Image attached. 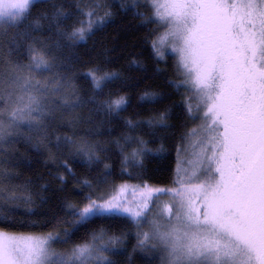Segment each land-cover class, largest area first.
Instances as JSON below:
<instances>
[{"label": "trees", "instance_id": "16d2710c", "mask_svg": "<svg viewBox=\"0 0 264 264\" xmlns=\"http://www.w3.org/2000/svg\"><path fill=\"white\" fill-rule=\"evenodd\" d=\"M93 1L36 0L3 48L19 63L16 43H48L68 85L71 107L43 122V132L33 139L23 137L10 147L9 176L0 184V213L7 219L0 230L58 235L52 245L60 252L102 235V242L111 241L106 252L111 264H165L166 253L156 243H140L150 230L149 215L140 224L126 215L75 223V208L89 197L97 202L109 197L117 184L176 186L179 149L197 124L189 114L176 57L161 59L156 53L154 45L164 29L154 22L147 2L100 0L106 10L103 21L82 42L68 39L83 27ZM89 73L112 78L97 89ZM146 94L155 99H142ZM118 97L126 103L119 110L108 109L107 102ZM162 114L165 122L158 123ZM81 149L91 150L93 158ZM134 152L140 153L138 158Z\"/></svg>", "mask_w": 264, "mask_h": 264}, {"label": "snow or ice", "instance_id": "6c2138e0", "mask_svg": "<svg viewBox=\"0 0 264 264\" xmlns=\"http://www.w3.org/2000/svg\"><path fill=\"white\" fill-rule=\"evenodd\" d=\"M36 0H0V24H17L30 15ZM154 22L167 29L160 43L167 42L178 56L182 83L196 94L197 111L189 114L202 119L201 130L188 134L198 152L192 162L204 169L205 182L191 186L179 178L176 189H152L147 185L138 203L121 202L113 195L91 197L83 207L75 208L76 224L97 217L127 215L137 224L144 221L153 193L170 195L173 205L164 204L162 214L168 223H153V237L166 253V264H264V0H148ZM91 15V14H89ZM74 29L68 39L83 40L86 30ZM154 47H156L154 45ZM160 58L163 53L156 47ZM35 51V49H33ZM4 88L0 70V142L27 124L39 128L49 114V97L58 88L34 79L37 70L51 71L43 55H33L27 65H16ZM99 89L109 75L89 73ZM142 99H155L146 94ZM68 105L67 100L64 101ZM126 100L118 97L107 102L110 110H119ZM158 123L165 122L162 114ZM85 151L89 159L94 153ZM139 152L132 153L138 158ZM203 156L201 160L200 157ZM124 191L121 187L120 192ZM7 215L0 213V222ZM77 245L70 257L51 251L47 236L12 234L0 230V264H89L94 257L104 264L102 239ZM147 240L148 234H144ZM115 240L116 238H112Z\"/></svg>", "mask_w": 264, "mask_h": 264}, {"label": "rangeland", "instance_id": "374dc122", "mask_svg": "<svg viewBox=\"0 0 264 264\" xmlns=\"http://www.w3.org/2000/svg\"><path fill=\"white\" fill-rule=\"evenodd\" d=\"M111 1V0H110ZM120 1V0H115ZM125 1V0H124ZM128 3H131L133 5L137 4H144V2H147L148 6H151L148 3V0H127ZM92 10H86L85 11V19L83 21V27L87 29V24L89 21L92 22L91 29L96 25L100 24L101 21L105 18L106 10L103 8V4L100 0H94L92 3ZM87 8V7H86ZM152 10V7H151ZM98 12L100 17H97ZM91 14V15H89ZM152 16H153V10H152ZM22 21L17 24H9V23H3L0 24V70L4 73V88L5 90H9V79L14 71H16V65H27L31 62V57L33 55H43L46 59H48L49 63L51 64V71H44V70H37L31 73V76L34 79H39L41 82L44 83H51V81L55 80L56 84L53 85V87L58 88L59 90L56 91L53 95L49 97V99L52 101L49 105V114L44 118L43 122H46L50 119H55L56 115L55 113L59 109L65 108L64 101L67 100V97L69 95L68 92V85L64 80H61L58 70H57V64L55 62V57L51 53V46L44 42H32L26 47H21L20 44H15L14 49L17 54L21 53V60L19 63L14 61L12 59V54L5 51L3 48L5 47L6 42H9L8 36L12 35L14 36L16 32L19 30L18 28L21 26ZM161 24V23H160ZM164 33L166 32L165 26L162 24ZM90 29V30H91ZM90 30H86L85 36L89 33ZM162 33V35L164 34ZM161 35V36H162ZM21 36V35H20ZM22 37V36H21ZM77 42H82L80 39H76ZM156 47H159L160 51L163 53V56L166 54H170L172 56L176 57L177 63H178V56L177 53L172 51L170 47L168 46L167 42L160 43V38L156 41ZM35 49V51H33ZM156 50V48H155ZM157 53V50H156ZM158 54V53H157ZM160 56V55H158ZM180 75L182 79L184 80L183 73L180 71ZM187 88V107L191 108L192 115H202V113H199L197 111V105H198V99L196 97V94L192 92L187 85H185ZM192 117V116H191ZM197 121L196 127L194 129L197 130L199 133L201 130V125L203 123L202 119H195ZM42 122L41 126L37 129L35 127L30 128L27 124L22 125L20 128L15 130V134L9 137H6V139L3 142H0V184L3 180H5V177L9 176L7 171L5 170V166L8 160V157L10 155V147L16 143L21 138L25 139H33L35 134H38L39 132H43L44 123ZM192 132V131H191ZM199 137H189L187 136V139L185 143L182 145V147L179 149L178 152V164L176 168V180L178 179V168L181 169L179 173V178L183 179L186 184L190 183L191 186L198 185L200 183L205 182L207 179L203 172L204 169L207 168V164H204L203 167L197 166L195 163H187L188 161L194 162L197 157L193 155L194 152H198V148H193L191 145L194 141V139H198ZM200 159H203V156L200 157ZM175 180V182H176ZM147 184H118L116 188L113 191V194L108 197L110 199L113 195L117 196L121 202L125 201H131L133 203H138L141 199V193L144 190V186ZM176 186L172 188H164V189H176L180 187L179 184H175ZM148 187L152 189H159L162 187H151L150 185H147ZM121 187H124V191L120 192ZM164 204L173 205V211H175L174 207V201L170 195H160L157 199L156 193H153L152 199L149 200V211L145 213L144 219H147L146 216L149 215V219H147V222L149 221V231L146 233L148 234V239L145 238L140 242L141 244L147 243L148 245L156 243L160 250H163L162 245L160 242L153 237V223H159L161 225H165L168 223V220L165 218V216L162 214V208ZM127 216V215H126ZM155 217L154 220L152 218ZM6 232V231H5ZM10 233V232H7ZM16 234V233H12ZM29 235V234H24ZM33 236H47V235H33ZM101 236V235H100ZM98 236V237H100ZM100 242L96 243L97 247L103 248L104 251L102 252V256L106 258V252L110 250V247H108L111 243V241L108 242H102L104 241V237L102 239H99ZM146 241V242H145ZM156 246V245H155ZM73 250V249H72ZM51 251L56 254H61L63 256L70 257L72 254V251L70 252H60L56 248L54 249V246L51 244ZM166 257V256H165ZM98 264L95 257L89 261V264ZM104 262L101 261L100 264H103ZM166 264V259H165Z\"/></svg>", "mask_w": 264, "mask_h": 264}, {"label": "bare ground", "instance_id": "6f19581e", "mask_svg": "<svg viewBox=\"0 0 264 264\" xmlns=\"http://www.w3.org/2000/svg\"><path fill=\"white\" fill-rule=\"evenodd\" d=\"M117 185H118V184H117ZM117 185H116V186H117ZM109 197H110V196H109ZM105 199H108V197H106ZM99 202H101V203H102V202H103V200H100Z\"/></svg>", "mask_w": 264, "mask_h": 264}]
</instances>
